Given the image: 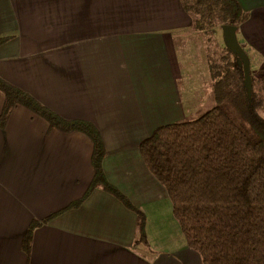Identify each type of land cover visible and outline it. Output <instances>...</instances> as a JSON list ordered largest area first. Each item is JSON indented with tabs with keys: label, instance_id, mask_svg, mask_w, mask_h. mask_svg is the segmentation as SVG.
I'll list each match as a JSON object with an SVG mask.
<instances>
[{
	"label": "crops",
	"instance_id": "0c3cea01",
	"mask_svg": "<svg viewBox=\"0 0 264 264\" xmlns=\"http://www.w3.org/2000/svg\"><path fill=\"white\" fill-rule=\"evenodd\" d=\"M239 1L249 13L240 44L264 61V0ZM203 35L181 0H0V38H10L0 45V77L61 118L99 129L106 178L144 215L150 245L137 244L136 211L101 187L87 196L93 142L22 106L1 122L0 92V264H202L182 236L171 250L150 249V220L172 203L139 148L158 128L213 106L200 108L213 97ZM49 218L27 255L32 223Z\"/></svg>",
	"mask_w": 264,
	"mask_h": 264
},
{
	"label": "trees",
	"instance_id": "16d2710c",
	"mask_svg": "<svg viewBox=\"0 0 264 264\" xmlns=\"http://www.w3.org/2000/svg\"><path fill=\"white\" fill-rule=\"evenodd\" d=\"M181 1L199 31L239 28L249 17L239 0ZM9 39L0 38V45ZM227 51L235 62L228 63L217 81L213 106L196 119L158 128L139 149L148 170L166 189L187 245L202 264H264V117L259 113L264 99L254 79L249 97L244 70ZM258 82L264 93V72ZM0 92L5 97L1 122L22 106L45 119L50 129L80 132L93 142L95 177L87 196L101 187L136 211L142 233L137 244L148 245L143 215L106 178L107 151L99 129L90 122L61 118L1 77ZM50 220L32 223L23 242L27 255L34 230Z\"/></svg>",
	"mask_w": 264,
	"mask_h": 264
},
{
	"label": "rangeland",
	"instance_id": "374dc122",
	"mask_svg": "<svg viewBox=\"0 0 264 264\" xmlns=\"http://www.w3.org/2000/svg\"><path fill=\"white\" fill-rule=\"evenodd\" d=\"M203 32L205 34V36L203 35L205 37V40H198L197 43L199 44V47L200 46L202 47V49L200 47V49L202 50V54H201L202 57H205V54H206L205 51H207V54H208L207 68L209 71V77H208L209 82H208V85L206 86V88L210 87L212 89V93H213V97L210 100V104L206 105V106L202 105V107H200V108H203L202 110H205L214 104L213 99L215 97V85L219 79L223 78L225 70L228 69V66H227L228 63L235 62V59H234L233 55H231L227 51V46L225 44L224 36H223V29L220 26H217L216 28H207ZM238 34H239V32H237V36H239ZM238 40H239V42H241V40H242L241 36L238 37ZM241 46L243 47V49L245 50V52L247 53V55L250 58L251 79L252 80L254 79L256 81L255 90L258 93L259 97L264 99V93L262 90H260L262 85L258 82L260 75H262V73L264 72V61H263V59H261L259 57V54L254 53V51H252L249 48V46H247L244 42L241 43ZM226 66H227V68H224ZM199 71L201 73H203V66L200 68ZM204 77H207L206 74ZM210 79H211V82H210ZM197 95H198V93H197ZM182 97H183V101L186 104L187 103L186 100L189 97L188 92L182 91ZM196 110H197V108H196ZM259 113H260V115H262L264 117V110L263 109H259ZM198 114L193 113L191 118H189L187 120L196 119L198 117ZM172 209H173V207L171 204V211H170V213L166 211V215L164 218L151 219L150 220V221H152V222H150L151 226H149V228H148L149 229V235L152 237V239H150L152 242V246L150 247V249H153V250L162 249L164 244H169V247L171 250L172 247H176V245H178V243L181 242L180 236H182L183 240L185 241V238L182 234L180 225L173 216ZM143 217H144V215H143ZM144 220H145V217H144ZM146 226H147V223L145 220L144 233H145L146 241L148 243ZM153 226L155 227L156 230H160V229L164 230L165 229L166 231H168L169 235L175 236V239L173 237H170V236H168V238L165 239L164 235H160L159 233H156L154 231ZM141 235H142V233L139 232V236H141ZM180 244H183V241ZM148 245H149V243H148ZM144 246H147V245L144 244ZM192 252H194V251H192ZM149 253L152 255L151 252H149ZM194 254L199 258V260L202 263L201 256L196 252H194ZM153 258L156 261H159V259H160L159 257L157 258L155 255Z\"/></svg>",
	"mask_w": 264,
	"mask_h": 264
},
{
	"label": "water",
	"instance_id": "95a60500",
	"mask_svg": "<svg viewBox=\"0 0 264 264\" xmlns=\"http://www.w3.org/2000/svg\"><path fill=\"white\" fill-rule=\"evenodd\" d=\"M238 28L235 26H224L223 36L227 48L237 57V62L244 70V82L251 98L253 92V82L251 79V62L250 58L241 46L238 36Z\"/></svg>",
	"mask_w": 264,
	"mask_h": 264
}]
</instances>
